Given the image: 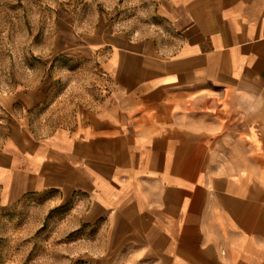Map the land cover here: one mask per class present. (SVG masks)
Instances as JSON below:
<instances>
[{"label":"crops","instance_id":"crops-1","mask_svg":"<svg viewBox=\"0 0 264 264\" xmlns=\"http://www.w3.org/2000/svg\"><path fill=\"white\" fill-rule=\"evenodd\" d=\"M161 13L167 42L103 31L69 48L109 87L70 122L35 129L47 87L13 96L1 196L84 211L117 264H264V0Z\"/></svg>","mask_w":264,"mask_h":264},{"label":"rangeland","instance_id":"rangeland-1","mask_svg":"<svg viewBox=\"0 0 264 264\" xmlns=\"http://www.w3.org/2000/svg\"><path fill=\"white\" fill-rule=\"evenodd\" d=\"M163 0H0V148L15 121L13 96L49 88L50 99L35 113L34 126L49 133L77 110L104 99L109 89L93 65L74 60L71 46L86 36L123 32L136 38L171 40ZM59 50L64 53L57 54ZM84 211L48 196L7 203L0 192V264H117L103 258L100 228ZM107 248V244H106ZM123 255V253H122Z\"/></svg>","mask_w":264,"mask_h":264}]
</instances>
